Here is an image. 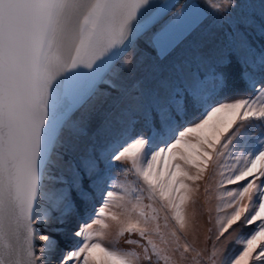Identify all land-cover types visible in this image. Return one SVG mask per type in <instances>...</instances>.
<instances>
[{
  "label": "snow or ice",
  "instance_id": "1",
  "mask_svg": "<svg viewBox=\"0 0 264 264\" xmlns=\"http://www.w3.org/2000/svg\"><path fill=\"white\" fill-rule=\"evenodd\" d=\"M227 3L205 0L228 23L213 59L239 69L247 94L212 103L197 75L68 164L65 132L98 85L120 88L105 79L114 65L142 46L179 67L207 12L190 0H0V264H264V0ZM211 77L216 95L229 88L228 73ZM114 162L136 178L119 197L105 192ZM210 166L224 191L209 249L199 247L193 185ZM97 194L91 222L74 224Z\"/></svg>",
  "mask_w": 264,
  "mask_h": 264
},
{
  "label": "rangeland",
  "instance_id": "2",
  "mask_svg": "<svg viewBox=\"0 0 264 264\" xmlns=\"http://www.w3.org/2000/svg\"><path fill=\"white\" fill-rule=\"evenodd\" d=\"M185 2H189V0H182L181 3ZM190 2L201 5L207 12V16L184 46L178 61L179 67H173V64L169 62L160 66L155 60V54L142 46L137 49L135 54L129 52L122 57L114 65L115 73L118 75L109 73L105 76L106 80H116L120 88L112 90L106 84L98 85L96 96L87 108L82 110L83 120H77V128L73 132H65L62 151L68 164H75L83 155L91 154L94 151L98 153L101 147L118 132L127 115L138 114L143 109L150 107L157 96H164L172 88L191 86L197 75H207L208 77L201 88L202 96H215L212 91L211 74L220 69H217L213 53L219 44L220 37L228 29L227 17L224 11L214 12L207 8L205 0H190ZM246 2H251V0H246ZM216 3L220 4L222 9L229 7L227 0H216ZM163 81H167V87L164 86ZM191 111L193 110H189V112ZM183 122L181 121L180 125ZM140 130L138 124L136 131ZM259 135L260 129L254 128L249 139L254 142ZM57 171L66 174L67 168L61 166ZM192 172L194 174L195 170L193 169ZM214 173V167L210 166L203 174V178L193 185V187L197 185L199 187L194 198L197 201V208L202 213L199 218L198 243L199 247H208L209 249L211 241L207 239L210 235L208 229L214 227V218L217 214L215 209L216 205L220 203L216 198L219 192L217 190V175ZM105 176L107 178L105 192L112 191L117 197L124 195L120 185L130 186L131 182L136 179L134 175L122 172L118 162H114L111 169H105ZM206 188L207 192H205ZM102 202V196L97 194L95 200L86 209L81 210L82 214L75 217L74 224L78 222L90 223ZM120 246L129 247L123 244Z\"/></svg>",
  "mask_w": 264,
  "mask_h": 264
},
{
  "label": "trees",
  "instance_id": "3",
  "mask_svg": "<svg viewBox=\"0 0 264 264\" xmlns=\"http://www.w3.org/2000/svg\"><path fill=\"white\" fill-rule=\"evenodd\" d=\"M182 2V0H180ZM221 71H224L228 73L229 75V88L225 89L224 92L220 93L219 95L214 96V99L212 100V103H216L222 98H236L239 96H243L247 94L245 84L239 77V69L230 67L227 69H220ZM190 110H192L190 108ZM194 111V110H193ZM193 111L189 112V119L191 118V115ZM181 127L184 126V122L180 125Z\"/></svg>",
  "mask_w": 264,
  "mask_h": 264
},
{
  "label": "crops",
  "instance_id": "4",
  "mask_svg": "<svg viewBox=\"0 0 264 264\" xmlns=\"http://www.w3.org/2000/svg\"><path fill=\"white\" fill-rule=\"evenodd\" d=\"M228 163H234V161L229 160ZM219 179H220V177L217 175V182L219 181ZM226 187L229 188V189H234L236 186L235 185H227ZM217 190H218L219 193L224 191V189L220 188L219 186H218Z\"/></svg>",
  "mask_w": 264,
  "mask_h": 264
},
{
  "label": "water",
  "instance_id": "5",
  "mask_svg": "<svg viewBox=\"0 0 264 264\" xmlns=\"http://www.w3.org/2000/svg\"><path fill=\"white\" fill-rule=\"evenodd\" d=\"M84 71H87L86 69Z\"/></svg>",
  "mask_w": 264,
  "mask_h": 264
}]
</instances>
